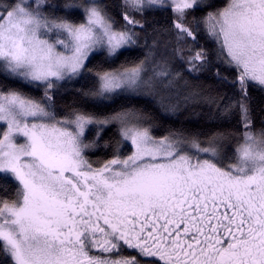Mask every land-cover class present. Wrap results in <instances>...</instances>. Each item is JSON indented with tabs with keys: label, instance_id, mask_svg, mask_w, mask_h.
<instances>
[{
	"label": "snow or ice",
	"instance_id": "snow-or-ice-1",
	"mask_svg": "<svg viewBox=\"0 0 264 264\" xmlns=\"http://www.w3.org/2000/svg\"><path fill=\"white\" fill-rule=\"evenodd\" d=\"M0 264H264V0H0Z\"/></svg>",
	"mask_w": 264,
	"mask_h": 264
},
{
	"label": "trees",
	"instance_id": "trees-1",
	"mask_svg": "<svg viewBox=\"0 0 264 264\" xmlns=\"http://www.w3.org/2000/svg\"><path fill=\"white\" fill-rule=\"evenodd\" d=\"M254 95L257 96V98L259 99V93L254 92ZM168 119H169V122H173V121H175L176 123L179 122L178 119L175 117H170Z\"/></svg>",
	"mask_w": 264,
	"mask_h": 264
}]
</instances>
